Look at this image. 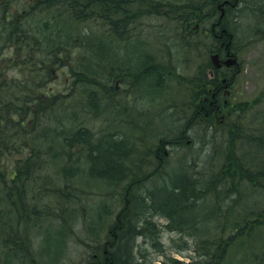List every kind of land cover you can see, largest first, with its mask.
I'll use <instances>...</instances> for the list:
<instances>
[{
    "label": "trees",
    "instance_id": "obj_1",
    "mask_svg": "<svg viewBox=\"0 0 264 264\" xmlns=\"http://www.w3.org/2000/svg\"><path fill=\"white\" fill-rule=\"evenodd\" d=\"M160 1H170L167 8L173 3L172 0H33L31 3L8 0L0 5V53H6L9 63L2 67L0 57V264H12L11 259H16V264H25L31 257V229L21 224L41 214L38 202L41 193L48 195L53 189L49 187L51 179H43L41 173L37 178L34 173L38 158L46 160V166L57 168H68L75 160L84 159L86 170L104 173L117 187L127 188L123 206L129 212L125 219H119L121 223L115 231L117 251L111 254L108 264H146L148 253L145 248L133 251L135 240L148 239L153 246L161 248L156 238L165 232L178 234L180 241L174 244L177 253L187 261L170 258L163 264H228L237 243L244 238L259 239L257 233L264 230V204L256 205L258 197H250L248 193L261 190L264 194V119L257 129L250 131L238 125L231 128L228 120L219 123L218 126L225 128L226 138L218 163L208 161L200 166L181 161L177 167L180 173L167 175L164 183L151 189L147 186L152 185L146 186L134 174L128 180L121 170L123 161L127 160L128 142L112 137L101 140L104 144H93L94 133L84 127L71 128L69 120L75 121L83 115L85 100L92 99L88 111L96 110L94 96H100L103 86L109 83L111 88L101 96L117 93L112 82L121 76L118 67H102L96 59L106 53L117 56L112 44L136 37L142 30L140 20L146 14L166 20L173 17L175 21L169 25L177 23L181 27L184 33L176 38L180 50L186 53L219 51L220 42H230L228 48L234 55L257 42L264 45V0H177L171 9L166 8L171 12L162 14L158 11ZM224 1L228 4L222 6ZM162 34L161 31L159 36ZM79 38L84 40L83 53L73 46ZM14 59L20 63L17 74H11ZM124 61L131 64L127 59ZM148 61L139 69L143 74L139 81L147 82L148 78L155 86L153 79L158 74ZM204 69L220 74L227 81L238 72L235 68L213 70L211 63L203 64L194 78L200 84L198 92L203 91V83L205 87L217 85L216 78L208 81ZM159 75L163 78V73ZM61 76L67 77L66 80L62 81ZM129 86V92L135 90L134 85ZM260 104L238 103L228 111L238 115ZM205 111L202 112L204 123L211 122L214 116H205ZM260 113L264 115V111ZM59 116L70 123L67 129L59 128L65 130L63 134L47 123L53 137L45 139L44 134L39 139L40 120L46 122ZM191 117L193 122H199L193 112ZM179 134L172 139L154 135L158 141L155 148L166 142L179 144ZM156 151H147L143 157L145 165L162 164ZM154 153L157 162L150 158ZM131 164L135 173L137 166ZM78 166L81 167L80 163ZM42 182L48 183L47 192L43 190L45 185L41 188ZM221 201L225 202L224 207ZM153 217L164 223H153ZM108 231L112 232L113 228ZM259 241L258 245L242 250L241 260L247 259L246 264H264V241L261 244ZM158 253H162L161 249Z\"/></svg>",
    "mask_w": 264,
    "mask_h": 264
},
{
    "label": "rangeland",
    "instance_id": "obj_2",
    "mask_svg": "<svg viewBox=\"0 0 264 264\" xmlns=\"http://www.w3.org/2000/svg\"><path fill=\"white\" fill-rule=\"evenodd\" d=\"M27 1L30 3L33 2V0ZM144 16V19L140 20V27L142 30L138 31L137 36L134 37L131 42V46L121 45L118 42L115 43V45L112 44L114 46H112V49L117 54V56L114 57H119L122 60L127 59L131 64L128 65V63L125 61L123 62L119 60L118 66H116L118 67L121 76L117 77V81H115L114 78L112 85L116 86L117 93L114 92L110 93L109 95L115 97V95L119 94L121 103L118 102V104H116L114 101L111 105L109 101L112 99L110 98L111 100H109L106 98V96H101V93H103L102 91L99 93L100 96H98V94L94 96L97 98V106L94 112L98 117H86L84 120L85 125H87V127L91 129V132L94 133L92 143L104 144L100 138L104 137L105 135L112 134L115 135V138L123 136L125 137L124 140L128 142L127 147L129 149L131 146H133L137 152H139L138 150L142 152L138 157L135 158L138 162L142 159L145 160L143 157H145V154L148 150H157L156 152L160 154V162L163 164L165 163L164 166L166 168L164 170L165 174L168 176L173 173H180V170L177 169V167L180 165L179 163L181 161L190 163L192 162L193 164L196 163L200 166L205 165L208 161H210L211 164H216L218 163L219 156L221 155L220 153L223 150L222 141L225 138V128H221L220 126L216 128L213 127L212 134L208 135V137H205L203 135V127L194 124V126L191 127V129L187 132L189 128L184 127L183 123L187 120L186 114L191 115L190 112L188 113L189 109H182V106L176 105L169 97L171 94V97L174 98L184 99L186 97V99H188V96L189 99H194L196 101L203 100L207 95L211 96V91L215 90L216 87L210 84L205 87L203 86L205 85L203 83V91L200 90L198 92L194 88H198L200 84L197 81L195 82L196 79L194 78L199 74V67H202L203 64H210L209 58L215 53V51L207 52L205 54L203 52L204 50L186 53L185 51L180 50L178 39L174 38L175 35L172 32H166L167 27H170L168 19H161L158 16L156 17L154 14H146ZM161 31L163 34L159 36ZM155 32L157 33L156 40L152 37L153 34H156ZM229 43L230 42L217 43V48L220 50L216 51V53L222 54L225 50L224 47H229ZM151 46H154L156 51L153 55H151V57H148V62H152L153 66H155L157 74L163 73L162 81L164 84H166L165 86L169 88V92L167 93V91L162 88L165 86L160 81L158 82V85H155V88H147L143 85L140 92L138 87H136V92H133L130 96L131 98L128 99L125 92L131 90V86H129V84L133 85L131 82V77H134L136 74L142 77L137 72V66L139 64L138 62L140 54L145 55L147 53V51H143V47L146 48ZM248 47V49L243 52L241 51V53L236 55H234L233 51L230 49V52L237 58V71L239 72L236 73L235 77H233L231 81L226 80L227 92H223V94H221L218 99V104H225L227 102L228 106L226 111L238 103H246L250 104L249 106H251V103L253 102L261 104L255 109H249V111L246 113L251 111H257L260 113L261 111H264V45L262 42H257L256 44H252ZM5 54L6 53H0V57H2V67L6 63L9 64L8 58L5 56ZM168 61L169 64H167ZM17 62L18 61L15 62L14 59L11 63V74H17L19 71L20 63ZM168 65L171 67H176V72H169L170 69H164V67ZM204 70L206 71L208 81L216 78L215 82L217 85L221 86L222 77L220 74L215 75L209 69ZM170 73H173V75ZM56 77H58V74ZM66 78L67 77H62V81L63 79L66 80ZM190 78L194 80L189 81ZM152 86L154 87V85ZM192 90L195 92L192 93ZM149 91H151L150 94L147 93ZM139 93H141V95H138ZM191 95L192 97H190ZM159 97L167 98H165V101L160 103L156 100ZM88 102L89 100H85V107L82 109L84 112H90L87 110ZM150 103L152 105H150ZM187 105H189V103H187ZM120 109H122L121 115L119 113ZM168 116L172 117L173 119L171 120ZM184 117L185 120H183ZM195 117L198 116L196 115ZM213 118L215 120H223L222 122L219 121L218 124H225L226 120H224V117L221 118L220 116H214ZM170 120L171 122H169ZM189 122L192 124L193 119ZM73 124L74 122H72V126H75ZM178 134L181 139L179 144H172L171 147L159 145L161 147L155 148L158 141L153 137L154 135L172 139V137H175ZM83 160L84 159L75 160V162L80 163L81 169L84 171L86 170L87 166ZM147 172H149V170H147L146 173ZM78 173H80V171L76 172V175H73L72 179L76 182L78 181V183L84 182L85 177L83 178V176H81L80 178ZM168 176H165V179ZM70 182H72V180ZM159 182L164 183L165 180L162 179V181ZM41 184L42 188V186L47 185L48 183L45 184L42 182ZM151 187L153 186H147L148 189H151ZM126 189L127 188L124 190L123 186H118V191L123 195H125L124 191H126ZM56 192H58V190H56ZM96 192V189H90L86 196L80 195L79 198H73L72 201H74V203L70 205L69 210L63 209V211L66 212L73 209L79 210H73L74 214H70L71 217L65 219L67 221L63 223L57 219V214L59 212L55 210L57 205L55 204L57 203L56 199H58L56 195L57 193H54V195L52 193L48 195H43L41 193L40 199L45 203L42 205V203L39 202L40 209H38L41 211V220L38 223L33 216V220L37 226L35 230L31 229L33 234L31 235L29 245V254L33 259L28 257V261H26L25 264H77L88 255L83 252L79 241L85 239L86 233L91 234L93 231L94 233H97V231L107 233L106 231L112 224L111 219L113 218V214L108 216L103 213L100 214L98 211L94 212L95 210L92 212L89 211L90 208L96 206H93L94 202L96 201V198H94ZM84 197H87V199L91 198L93 202L91 201V203H88V200L83 201L82 198ZM117 197V202L109 204H113L112 206L115 207L114 209H116L117 204L123 205V202H126V199L119 196V194ZM46 211H50V213H47ZM113 213L116 214L117 211H113ZM152 222L155 224L164 223L155 217H153ZM47 225L51 226V231H47ZM206 225L207 224H205V226ZM261 230L262 229L259 231ZM177 236V233L173 234L165 232L159 234L157 237L160 239V241H162V244L169 245L172 242L176 243L179 237ZM47 237H53L57 240L55 239L54 242H51ZM256 237L259 239L250 238L249 241H247V239L244 238L243 241L237 243V245L233 247V249L237 247L234 254L230 253L228 264H234L236 262L238 263V261H241L240 259L242 257L240 254L242 250L246 249L247 246L253 247L258 245V240H260L259 243L261 244V242L264 241V230L263 232H258ZM149 241L150 240L145 239L142 246V248H145L148 251L147 260H152L153 264H161V261L163 260L162 257L157 256L154 251L149 252L150 249H153ZM188 254L191 253L188 252ZM167 255L175 260L187 261L186 258L180 255H175L172 253H167Z\"/></svg>",
    "mask_w": 264,
    "mask_h": 264
},
{
    "label": "bare ground",
    "instance_id": "obj_3",
    "mask_svg": "<svg viewBox=\"0 0 264 264\" xmlns=\"http://www.w3.org/2000/svg\"><path fill=\"white\" fill-rule=\"evenodd\" d=\"M176 1L177 0H172L173 3L170 4L169 8L166 7V6H168L166 4H168L170 1H168V2H166V1L161 2L160 1V9H158L160 14H162V12L166 13L167 11L171 12V10H166V8L167 9H171L173 4L174 5L176 4L175 3ZM179 5H181L183 7V5L181 3H179ZM157 16L158 15H156V17ZM158 17H160V16H158ZM168 17H167L168 22L171 23V25H173L172 23H174L175 19H173V17H169V18ZM190 19L192 20L193 17H191ZM164 20H166V19H164ZM183 22L184 21H182V23ZM166 32L167 33L168 32H170V33L172 32L175 35L174 38L179 36V34H183L184 33V32L181 31V27L179 25H177V23L174 26H170V28H167ZM152 37L156 40L157 33L153 34ZM133 39L134 38H132V37L131 38H125L123 40H118V43L121 44V45H130L131 46V42H132ZM104 40H106L105 42L107 44H110L109 40H107V39H104ZM186 40H190V38L186 39ZM83 42H84V40L82 38H79L78 40L73 42L74 43V45H73L74 49L77 52L78 51L80 53L85 52V47H83ZM144 50L147 51V53L145 55L140 54L139 62H138L139 64L137 66V72L139 74H141L142 76H143V74L140 72L141 67L146 64V61H148V57H151V55H153L155 53V51H156L154 46L146 47V48L143 47V51ZM214 54H216V51H215ZM211 56H213V55H211ZM209 60H210V58H209ZM96 61L99 62V64L102 65V67H104V66H106V67H113V66L116 67V66H118L119 58L118 57L117 58L111 57L108 53H106V54L101 55L100 58H97ZM122 61H124V60H122ZM159 62H161V61H159ZM210 63H211V60H210ZM167 64H169V63H167ZM164 69H166V70L170 69L169 72H176V70H175L176 67H171L169 65L165 66ZM170 74L173 75V73H170ZM139 77L140 76H138L137 74L134 77H131V82L135 86V90H133L130 93H128L129 91L125 92V94L127 95L128 99L131 98L130 96H131V94L133 92H136V90H137L136 87H138L139 92H140L141 88L143 87V85L145 87H147V88H151V87L155 88V86L153 87L151 85V83H150L151 80L150 79L147 78L146 79L147 82L143 83V82L139 81L140 80ZM148 80H150V81H148ZM153 81H154L153 83L157 84V85H158V82H160V81H161L162 84H164L163 81H162V78L160 77L159 74L153 79ZM165 85L166 84H164V86ZM110 88H111L110 84H107L106 86L102 87L101 91L102 92H107V91H109ZM162 88H164L167 91V93L169 92V90H168L169 88L167 86L162 87ZM194 89L196 91H198L199 87L198 88H194ZM193 92H195V91L192 90V93ZM147 93L150 94L151 91H149ZM138 95H141V93H139ZM192 95L190 97H192ZM119 96H120L119 94L115 95V97L112 96V95H108V96H106V98L109 99V100L112 99L111 101H109V103H111V105H112L114 101H115L116 104H118V102L121 103V98ZM171 96L172 95L170 94L169 97L173 100V102L176 105L182 106L181 107L182 109L188 108L189 109L188 113L189 112L191 113V115L188 114L189 116L186 114L187 120L183 123L184 127L189 128L188 130L186 129L187 132L191 129V127L194 126V124H197V125H200L201 127H203V135L205 137H208V135L212 134L213 127L216 128L218 126V122L221 119L220 120H217V119L215 120L214 118H212L211 122H206V120H205V123H204V119H202V112L204 111V109L206 110L204 112L206 114L205 116L212 114V116H215V117L216 116H220L221 118L224 117L225 118L224 120H226V121L228 120V124H229V126L231 128L232 127L234 128L235 126L238 125V126H241V128L243 130L245 129V130H248V131L257 129L259 127V122H261V120L264 119V115L262 113L257 112V111H251L249 113L243 112V113H238V115H233V114L230 113V111H228V109L226 111L227 107H225L226 106L225 104H218V101L216 102V100H214L209 95L205 96L203 100H196V101L194 99L193 100L189 99L188 96H187L188 99H186V97L184 99H181V98H174V97H171ZM165 98H167V97H159L156 100L158 102L162 103L163 101L166 100ZM88 100L90 102L92 101V99H88ZM187 103H189V105H191V106L187 105ZM150 105H152V104L150 103ZM206 105H207V107H206ZM207 109H208V111H207ZM192 112H193V115H197L198 116V120H199V122L194 121L192 123L193 125L190 124V122H189V121H191L193 119V117H190V116H192ZM119 113H120V115L122 114V109H120ZM82 114H83V116H81L80 118H77L75 121H73L72 118H70L69 122H71V123L74 122L73 125H75V126H72L71 128L72 129H77L79 127H84L88 131L91 132V129L89 127H87V125H85V123H84L85 121L84 120L86 119V117L97 118L98 116L95 114L94 110H92V112L91 111L90 112H84ZM42 120L43 119L40 120V126H39V128H37V130H38L37 133H38L39 139L44 137V134H45V139L53 137V134L51 133V129H49L47 123L49 125L51 123V126L56 127L54 129L58 133L61 132L62 134L65 131L63 129H67V126L70 125L69 122L67 123L66 120H64L60 116L59 117H55L53 119H48V120L45 119L46 122L42 121ZM183 120H185V117L183 118ZM119 121H122V120H119ZM183 125H182V127H183ZM59 128H63V129H59ZM112 137H115V135H112V136L105 135L104 137H102L100 139L103 140V141H108L109 138H112ZM118 139L124 140L125 137L120 136ZM164 146L165 147H171V145L168 144V143H166ZM222 149H223L222 151L225 150L224 149V144H222ZM138 151L139 152H137V150L133 146H131L130 149L127 150V152H126L127 153V160L123 161V163H122L123 165H122V168H121V170L123 169V172H125L124 176L128 177V180H129V178L132 176V174H134V175L138 176V180L139 181L141 180L142 182H144L145 185L147 184V185H152L154 187H158L160 185L159 181H162V179H164L165 176H167V174H165V170H164L166 168L164 166L165 163L164 164L162 163L159 166H156L157 163L145 165V163H143L144 159L139 160V162H138L135 158L138 157L142 153L140 150H138ZM38 152L39 153L41 152V150L39 148H38ZM150 158L157 162L158 161L157 153L152 154L150 156ZM37 161H38V163L35 166V172L34 173L37 174V178H40L39 177V173H41L40 176L43 179H45V180H50L51 179L49 187L53 188L52 192H51L53 195H54V193H57L56 195H57L58 199H56L57 200V203H56L57 205L55 207V210L59 212L57 214V217H58L57 219L61 223L67 221L65 219L70 218L71 217L70 214L73 215L74 211L79 210V209H77V210L73 209L74 211L73 210L66 211V212L63 211L64 208H66V210H69L70 205L72 203H74V201H72L73 198H75V199L77 197L79 198L80 195L86 196V194L90 191V189H96L97 190V192H96V194L94 196V198H96V201L93 204V206H95V205L96 206L93 207L94 209L90 208L89 211L92 212L93 210H95L94 212L98 211V212H100V214L103 213V214H106L108 216H111L113 214L112 215L113 218L111 219L112 220V224L109 226V229L113 228V231L112 232H108V230H109L108 229L106 231L107 233H103L101 231H97V233H94V231H93L91 234L86 233L85 239L79 241V244L81 245V247L83 249V252L88 254V255L85 256V258L83 260L79 261V263H77V264H100L101 262H102V264H103V262H104V264L105 263L108 264V261H109L110 257L112 256L111 254H113L114 252L117 251V248H116L115 244H116V240H117L118 234L115 231H116L117 226H119V224L121 223V221L119 219L121 217H123L125 219L127 217L128 212H129V210L124 209V206L121 205V204H117L116 205V209H114L115 207L112 206L113 204H111V205H109V204L117 202L118 194L121 197H124L125 195L121 194L118 191V187L115 185V182L112 181L109 178V176L105 175L104 173L91 170V168L83 171L81 169V167L77 168L78 167V163L77 162H72L71 164H69L68 168H65V166L64 167L62 166L61 168L60 167L57 168V167H52L51 164H50V166H46L44 164V162L46 160H43L41 158H38ZM132 162L134 164H136V166H137L135 173L133 172V168H132V164H131ZM147 170H149V172L146 173ZM79 171H80V173H78L79 174L78 176L80 178H81V176H83V178L85 177L84 178V182H82V183H78V181L77 182L74 181L72 179V177H71L72 173L73 174L75 173L74 175H76V172H79ZM71 180H72V182H70ZM78 180H79V178H78ZM46 189H47V185H45L43 187V190H45V192L48 191ZM55 189L58 190V192H56ZM87 190H88V192H87ZM258 192L259 193H255L254 192L255 194H250L249 193L248 195H250V197L251 196L258 197V199L255 201V203H256V205H261L262 206L264 204L263 203L264 202V197H263L264 194H263V192H261V190H259ZM69 197H71V198H69ZM88 197H89V195H88ZM84 198H82L83 201L84 200H88L87 202L91 203V201H92L91 198H89V199H87V197L85 199ZM54 200H55V198H54ZM38 202H41L42 205L45 203L41 199L38 200ZM221 202H222L221 205L224 207L225 202L224 201H221ZM54 206H53V208H54ZM80 207H81V205H80ZM113 211H117V213L114 214ZM34 217H35L37 223L41 220V214L37 215V216H34ZM0 221H1V216H0ZM21 225H23L25 228H27L29 230L30 229L35 230V228L37 226V224L32 219L23 221ZM47 231H51V226L47 227ZM55 239L56 238H53V237L48 238V240L51 241V242H54ZM156 239H157V243L162 244V241H160V239L158 237ZM177 240H179V238ZM149 242L151 244V247L153 248V249H150L149 252L154 251V253L157 256H159L161 254L160 257H162V259H163L161 261V264H163V261L166 262L167 260L170 259V257L167 255V253H172V254H175V255H179L177 253L178 248L174 244L175 242L174 243L172 242L169 245L162 244V245H160V246H162L161 248L155 247V246L152 245L154 243H152L151 241H149ZM143 244H144V242H142V241L140 242V239L135 240L133 251L135 249H139V250L142 249ZM155 244H156V242H155ZM140 245H141V247H138ZM160 249H161L162 253H158L160 251ZM145 252H148V251L145 249ZM190 256H192V255H190ZM247 262H248V260L244 258L243 260L238 261V263L236 262L234 264H246ZM10 263L16 264L17 260L16 259H11ZM138 264H139V262H138ZM140 264H142V262ZM146 264H153V261L152 260H146Z\"/></svg>",
    "mask_w": 264,
    "mask_h": 264
},
{
    "label": "flooded vegetation",
    "instance_id": "obj_4",
    "mask_svg": "<svg viewBox=\"0 0 264 264\" xmlns=\"http://www.w3.org/2000/svg\"><path fill=\"white\" fill-rule=\"evenodd\" d=\"M226 56H227V53H226V52H223L222 54H219V58L222 59V60H223ZM222 69L225 70V69H229V68H226V67H225V68H222ZM221 82H222L221 86L218 85V86H216L215 90L211 91V92H212V93H211V97H212L214 100H216V102L218 101L220 95L223 94V92H224V93L227 92V90H226V86H227L226 79L222 78ZM222 90H223V91H222ZM227 94H228V93H227ZM225 105H226L225 107L228 106L227 102L225 103ZM195 116H196V115H195Z\"/></svg>",
    "mask_w": 264,
    "mask_h": 264
},
{
    "label": "water",
    "instance_id": "obj_5",
    "mask_svg": "<svg viewBox=\"0 0 264 264\" xmlns=\"http://www.w3.org/2000/svg\"><path fill=\"white\" fill-rule=\"evenodd\" d=\"M5 0H0V4L4 3ZM223 3H227V1L223 2ZM222 14V12H221ZM221 17H223V14L221 15ZM211 63L213 66H215V68H218L220 66V64L222 62H220V60L218 59L217 54H213V56L210 57ZM236 63V59H233L231 57L228 58V60H226L225 62H223L224 65L227 66H231L234 65Z\"/></svg>",
    "mask_w": 264,
    "mask_h": 264
}]
</instances>
